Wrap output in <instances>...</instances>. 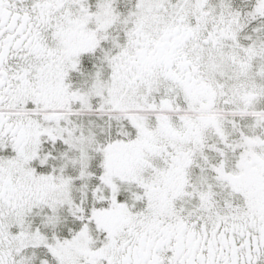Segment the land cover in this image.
Instances as JSON below:
<instances>
[{"label": "snow or ice", "instance_id": "6c2138e0", "mask_svg": "<svg viewBox=\"0 0 264 264\" xmlns=\"http://www.w3.org/2000/svg\"><path fill=\"white\" fill-rule=\"evenodd\" d=\"M0 264H264V0H0Z\"/></svg>", "mask_w": 264, "mask_h": 264}]
</instances>
